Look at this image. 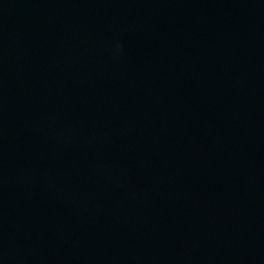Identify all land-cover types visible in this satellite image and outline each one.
I'll return each mask as SVG.
<instances>
[{
	"label": "water",
	"instance_id": "water-1",
	"mask_svg": "<svg viewBox=\"0 0 264 264\" xmlns=\"http://www.w3.org/2000/svg\"><path fill=\"white\" fill-rule=\"evenodd\" d=\"M0 264H264V0H0Z\"/></svg>",
	"mask_w": 264,
	"mask_h": 264
}]
</instances>
